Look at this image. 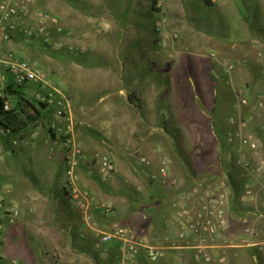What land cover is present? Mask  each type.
Here are the masks:
<instances>
[{
	"label": "crops",
	"instance_id": "0c3cea01",
	"mask_svg": "<svg viewBox=\"0 0 264 264\" xmlns=\"http://www.w3.org/2000/svg\"><path fill=\"white\" fill-rule=\"evenodd\" d=\"M15 1L19 16L10 21L15 27L1 43L5 52L30 59L36 55L35 50L38 53L39 45L35 40L28 41L21 30L38 29L40 13L44 11L39 6L51 11L53 5L51 0ZM229 1L223 0L237 18ZM251 2L258 11L253 21L256 27L248 26L242 17L249 19L250 15L242 13L239 19L235 18V32L239 34L226 36L223 41L231 49L238 48V54H230L234 59L231 64L236 65L234 70L243 81L235 84L231 72L224 74L227 63L221 64L215 47L212 48L218 53L211 60L199 53L190 64L186 60L169 63L175 65L167 69L171 77L170 96L167 84L157 86L151 80L131 79L134 90L130 95H136V83L140 80L139 87L149 89L164 104L159 110H152L154 114L159 112L158 124L155 120L144 121L143 142L139 137L133 138L134 145L142 149L140 161L144 170L157 176L147 179L153 183L149 189L140 187L138 192L137 172L126 173L120 165L111 184L98 192V198L114 205L113 215L103 218L105 222L119 223L162 247L163 255L157 262H150L139 253L137 264H264V169L252 170L245 165L247 161L253 166L264 163V109H254L253 105L254 100L264 98V0ZM180 9L183 12L184 5ZM43 25L44 34L51 35V19ZM45 57L40 60L51 62V56ZM253 70L258 72L249 80L246 74ZM224 85L230 88L227 94L231 105L227 108L223 105ZM123 92V88L116 91L119 95ZM239 96L245 97L247 103H241ZM167 97L171 98L170 107L166 105ZM233 115L242 116L244 124H228L227 118ZM47 120H40L22 135L8 134L0 127V176L6 178L5 183H0V248L5 254L13 251L24 264H119L118 244H96L92 230L75 216L81 213L78 203L60 216V202L47 195L51 187L59 192L65 179L63 147L59 138L49 132ZM170 122V128L175 130L166 133ZM39 128L44 130V138L37 141ZM231 130L252 135L260 148L254 151L239 145L230 136ZM158 134L166 138L156 137ZM26 146L30 147L28 162L32 163L34 174L42 178V185L33 183L26 172L23 176L16 166L14 160ZM162 160L167 161L166 166H162ZM221 196L226 199L225 216L210 240L207 251L212 260L206 263L181 233H190L187 218L195 216L201 200ZM183 209L188 213L178 217ZM9 214H14L12 221ZM3 258L0 256L1 262ZM20 260L13 259L12 264H19Z\"/></svg>",
	"mask_w": 264,
	"mask_h": 264
},
{
	"label": "rangeland",
	"instance_id": "374dc122",
	"mask_svg": "<svg viewBox=\"0 0 264 264\" xmlns=\"http://www.w3.org/2000/svg\"><path fill=\"white\" fill-rule=\"evenodd\" d=\"M211 2L208 5L205 0H51L54 10L51 8L50 11L42 4L39 6L51 19L50 37L44 34V29L40 31L37 27L31 28L33 33L30 37L25 36L24 28L21 30L28 41L35 40L39 45L34 57L22 58L35 62L70 99L76 141L81 145L83 154L78 168L81 185L90 190L98 202H103L98 198V192L111 184L120 165L126 173L137 172L136 181L139 183L135 185V191L140 192L147 186L149 189L153 184L147 180L148 174L153 172L144 170V163L140 161L142 149L134 145L133 138L139 137L143 142L144 121L155 120L158 124L159 112L154 114L152 110L154 107L159 110L164 104L149 89L139 87L140 80L136 83V95H130V91L134 90L131 79L151 80L157 86L167 84L170 96L171 77L167 69L175 65L169 63L186 60L190 64L199 53L211 60L219 52L221 64L225 62L229 65L234 60L230 54L239 53L238 48L231 49L223 43L226 36L239 34L235 32L238 27L235 13L225 6L223 0ZM182 5L183 12L180 9ZM228 5H232L238 15H250L249 19L242 17V20L248 21V26L256 27L253 21L258 11L251 0H230ZM238 15L236 19L240 18ZM42 56H51V62H42ZM234 67L231 75L237 84L243 79L236 74ZM257 72L253 70L246 75L250 80ZM119 88L124 89L122 95L116 93ZM22 89L28 98L39 100L42 96V89L26 86ZM228 89L226 86L223 89L224 108L231 105ZM128 96L132 101L128 100ZM170 100V97L166 98L167 107H170ZM262 100L264 102V98ZM43 116L50 119L45 112ZM44 117L40 120L46 122ZM170 124H167L166 133L175 130L170 128ZM43 135L44 130L39 128L37 141L43 140ZM9 136L13 142V137ZM165 136L158 134L156 137L164 140ZM147 139L149 136L146 142ZM59 142L63 147L66 177V146L60 138ZM29 148L26 146L14 161L23 176L26 172L34 177L29 178L33 183L42 185V178L34 174L32 163L28 162ZM96 153L108 154L116 164V171L107 182L99 178L98 163L94 158ZM5 181L6 178L0 176V183ZM44 191L47 192V189ZM38 195L46 202L42 194ZM47 195L51 200L60 202V216H64L69 208L73 209L72 204L76 203L66 195L63 185L57 193L51 187ZM75 216L83 221L81 213ZM47 253H44L45 258ZM0 256H4L0 264L20 260L13 251L5 254L1 248ZM19 264L24 263L20 260Z\"/></svg>",
	"mask_w": 264,
	"mask_h": 264
},
{
	"label": "built area",
	"instance_id": "2783aa9c",
	"mask_svg": "<svg viewBox=\"0 0 264 264\" xmlns=\"http://www.w3.org/2000/svg\"><path fill=\"white\" fill-rule=\"evenodd\" d=\"M19 6L14 0L0 1V96H4V88L7 81L11 80L18 84H33L34 88L42 89V96L39 101L44 104L43 112L49 116L47 127L55 136L60 138L65 149L66 161V177L64 179L63 188L66 195L71 201L79 204L84 224L92 230L97 238L96 244L99 246L103 243L115 242L118 244L119 264H137L139 253L143 254L148 261L157 262L163 255V249L160 245L152 243L148 237L136 235L129 228L116 223H107L103 218H111L113 215V206L109 203H100L96 200L95 195L87 188L81 185V179L78 173L80 160L83 157L81 145L76 141L75 121L71 112V103L65 91L53 83L51 78L43 72L35 62L20 56L10 54L4 51L2 39L10 37V30L15 26L10 23L11 20L17 19L19 16ZM50 19L47 12H41L39 18L38 30L43 31L44 22ZM25 36L30 37L33 29L24 28ZM233 64L226 65L223 68L225 75L229 74L233 69ZM241 103L246 104V98L239 96ZM254 101V109H264L262 99ZM8 108V103L5 105ZM227 123L230 125H243L242 116H229ZM230 136L237 140L239 145L248 146L251 150H258L260 145L258 140L250 134H242L239 130H231ZM95 160L98 163L99 178L102 182H107L113 177L116 171L114 160L103 153H96ZM162 166L167 165V161L162 160ZM245 165L252 170L264 169V163L253 166L250 161ZM149 179H155L156 174H149ZM140 188V185H137ZM225 197L221 196L215 199H203L199 202L195 216L187 218V226L190 229L189 234L181 233L186 237L193 248L196 249L198 255L204 262H210L212 257L207 249L210 240L213 238L217 230V225L222 222L225 216ZM2 206V205H0ZM187 209H183L178 217L185 216ZM14 214H9V220L12 221ZM152 232V227L148 228ZM2 239V222L0 221V240ZM223 261V258L219 259Z\"/></svg>",
	"mask_w": 264,
	"mask_h": 264
},
{
	"label": "trees",
	"instance_id": "16d2710c",
	"mask_svg": "<svg viewBox=\"0 0 264 264\" xmlns=\"http://www.w3.org/2000/svg\"><path fill=\"white\" fill-rule=\"evenodd\" d=\"M211 5V0H205ZM23 85L7 81L4 96H0V127L8 134H24L30 127L38 125L43 118L44 104L39 100L28 98ZM128 100L132 101L130 96ZM8 103V108L5 105ZM54 137L53 132L48 129ZM64 192L66 193L65 188Z\"/></svg>",
	"mask_w": 264,
	"mask_h": 264
}]
</instances>
